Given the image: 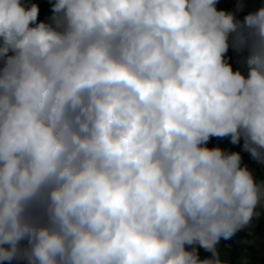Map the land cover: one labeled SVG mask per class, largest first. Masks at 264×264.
Returning <instances> with one entry per match:
<instances>
[{
  "label": "clouds",
  "instance_id": "obj_1",
  "mask_svg": "<svg viewBox=\"0 0 264 264\" xmlns=\"http://www.w3.org/2000/svg\"><path fill=\"white\" fill-rule=\"evenodd\" d=\"M49 2L0 0V262L231 264L264 179L208 142L264 167V6Z\"/></svg>",
  "mask_w": 264,
  "mask_h": 264
},
{
  "label": "trees",
  "instance_id": "obj_2",
  "mask_svg": "<svg viewBox=\"0 0 264 264\" xmlns=\"http://www.w3.org/2000/svg\"><path fill=\"white\" fill-rule=\"evenodd\" d=\"M253 4L251 9L256 11L261 6H264V0H252ZM22 3H28L29 5L35 3L39 7V15L38 21H45L47 22L52 15L51 11V3L49 0H22ZM218 10H225V11H235L236 10V0H219L217 4ZM247 13L241 11L237 13V17L240 20H243V17ZM247 53H238L234 51L232 48L229 49L228 53L226 54L228 58V62L232 65L233 70L240 69L241 72L246 76L248 69L243 63L244 57ZM241 139L240 143L232 144L230 142V137L218 138L212 137L208 142V147H215L219 145L222 149L228 152H236L239 147L241 146ZM222 246L229 247V256L230 261L232 264H240V262L244 259L248 261V264H264V254L255 249L254 244H250L249 248L247 249L246 245V236L243 230L239 231L232 239L224 241L222 240L220 243ZM210 256V253H206L205 257ZM0 264H7V262H0ZM13 264H25L24 261L16 262L14 261Z\"/></svg>",
  "mask_w": 264,
  "mask_h": 264
},
{
  "label": "rangeland",
  "instance_id": "obj_3",
  "mask_svg": "<svg viewBox=\"0 0 264 264\" xmlns=\"http://www.w3.org/2000/svg\"><path fill=\"white\" fill-rule=\"evenodd\" d=\"M252 4V0H244L245 6L243 12H253V10L251 9ZM242 145L243 141L241 142V146L239 147V149L236 151L241 154L242 163L248 165V167L253 171L258 180L264 179V167L253 161L250 154L242 150ZM258 211H261V217L259 219H254L252 225L249 228L244 229L243 232L246 236L247 249L249 248L250 244H254L255 249L261 251L264 254V209L258 208ZM219 251L221 253V259L230 261L228 246H222L220 244ZM206 253L207 252H205L204 249H199V257L201 259L205 258Z\"/></svg>",
  "mask_w": 264,
  "mask_h": 264
}]
</instances>
